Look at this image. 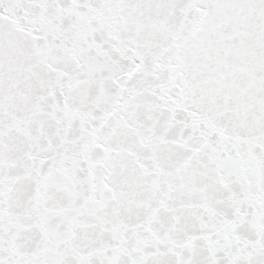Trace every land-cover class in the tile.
<instances>
[{
  "label": "snow or ice",
  "instance_id": "6c2138e0",
  "mask_svg": "<svg viewBox=\"0 0 264 264\" xmlns=\"http://www.w3.org/2000/svg\"><path fill=\"white\" fill-rule=\"evenodd\" d=\"M0 264H264V0H0Z\"/></svg>",
  "mask_w": 264,
  "mask_h": 264
}]
</instances>
